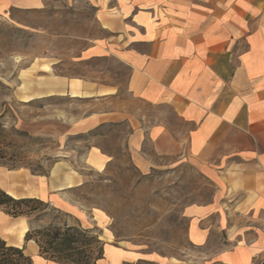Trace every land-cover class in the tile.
Masks as SVG:
<instances>
[{"label":"rangeland","instance_id":"rangeland-1","mask_svg":"<svg viewBox=\"0 0 264 264\" xmlns=\"http://www.w3.org/2000/svg\"><path fill=\"white\" fill-rule=\"evenodd\" d=\"M99 1L43 0L40 8L0 12V187L21 197L43 177L76 178L62 199L50 196L61 208L51 204L31 226L88 229L100 240L97 256L103 248L99 264H220L211 257L218 234L203 246L188 237L186 210L209 201L213 190L197 164L177 158L141 169L134 160L136 128L181 123L128 93L130 69L119 52L133 46L116 18L102 27ZM28 228L27 218L0 209V237L8 245L17 240L32 264H53L24 240Z\"/></svg>","mask_w":264,"mask_h":264},{"label":"crops","instance_id":"crops-1","mask_svg":"<svg viewBox=\"0 0 264 264\" xmlns=\"http://www.w3.org/2000/svg\"><path fill=\"white\" fill-rule=\"evenodd\" d=\"M109 1L95 5L96 18L107 28L116 18L125 45L133 46L119 52L130 69L128 93L181 123L136 128V164L194 161L213 190L209 201L186 210L190 241L203 246L215 232L213 262L256 264L264 258V0ZM41 6L43 0H0V12ZM43 178L22 196L61 208L50 196L62 199L78 183ZM9 244L20 247L15 239Z\"/></svg>","mask_w":264,"mask_h":264},{"label":"trees","instance_id":"trees-1","mask_svg":"<svg viewBox=\"0 0 264 264\" xmlns=\"http://www.w3.org/2000/svg\"><path fill=\"white\" fill-rule=\"evenodd\" d=\"M4 134L5 129L0 124V159L4 153L1 148ZM50 205L49 201L38 197H15L0 188V209L9 216L28 219L29 228L25 231L24 240H33L40 256L58 264H99L97 260L103 258V248L101 256H97L96 244L100 240L89 235L88 229L66 223L31 226V222L40 219ZM0 264H32V258L24 252V247L8 245L0 237Z\"/></svg>","mask_w":264,"mask_h":264},{"label":"built area","instance_id":"built-area-1","mask_svg":"<svg viewBox=\"0 0 264 264\" xmlns=\"http://www.w3.org/2000/svg\"><path fill=\"white\" fill-rule=\"evenodd\" d=\"M256 264H264V258L263 259H260L258 260V262Z\"/></svg>","mask_w":264,"mask_h":264}]
</instances>
